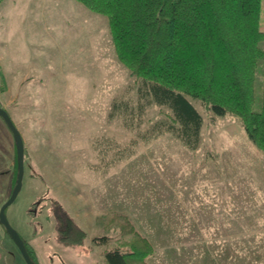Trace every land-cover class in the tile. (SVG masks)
<instances>
[{"label":"rangeland","instance_id":"1","mask_svg":"<svg viewBox=\"0 0 264 264\" xmlns=\"http://www.w3.org/2000/svg\"><path fill=\"white\" fill-rule=\"evenodd\" d=\"M258 68L254 109L262 106ZM131 83L107 15L78 0H0V103L26 152L23 186L6 214L35 251L34 260L107 264L105 251L135 236L127 217L154 245L149 264H233L223 254L224 236L237 231L228 204L240 201L228 191L241 180L250 218L258 223L244 243L249 249L258 237V264H264V197L254 189L264 193V152L241 120L215 116L193 99L204 116L196 150L170 133L145 141L137 129L109 118L113 99L129 97ZM164 111L148 108L142 131ZM16 153L14 134L0 115V210L18 177ZM61 211L86 231L82 244L60 240ZM103 235L111 237L108 243L94 242ZM246 258L234 264H253L256 256ZM0 264H27L1 221Z\"/></svg>","mask_w":264,"mask_h":264},{"label":"trees","instance_id":"2","mask_svg":"<svg viewBox=\"0 0 264 264\" xmlns=\"http://www.w3.org/2000/svg\"><path fill=\"white\" fill-rule=\"evenodd\" d=\"M78 1L108 16L118 58L130 69L129 97L113 99L109 118L119 119L131 131L137 129L138 137L145 141L170 133L196 150L202 140L204 116L193 99L200 100L215 116L238 117L249 138L264 152L262 0ZM260 64L262 106L254 109ZM152 106L165 111L142 131ZM16 159L18 168L17 153ZM124 218L135 236L126 246L107 249L106 263L149 264L153 243ZM58 221L64 244L83 243L87 233L70 215L61 211ZM110 238L103 235L93 240L106 244ZM24 240L37 264L35 251Z\"/></svg>","mask_w":264,"mask_h":264},{"label":"crops","instance_id":"3","mask_svg":"<svg viewBox=\"0 0 264 264\" xmlns=\"http://www.w3.org/2000/svg\"><path fill=\"white\" fill-rule=\"evenodd\" d=\"M264 172V171H263ZM264 177V175H263ZM232 184L229 187V197H232L233 194H236L238 196V200L240 201V205H231L228 204V212L230 213V221L229 224L230 226H232L231 224H233L235 226V229H237V231L235 232V235L231 236L230 234H226L224 236L225 239V256L226 257H231L232 258V262L233 264L236 262H244L246 255H253L256 256V259L254 260L253 264H258V257L259 255H261L263 253V251L259 248L258 245V237L255 236V241L256 242L255 245H252L251 247L248 248V246H246V244L244 243V241L248 242V233L250 232V230L252 229H256V226L258 227V223L254 222V219L250 218V211L248 210V206L247 203L249 202L247 200V186L245 184ZM255 189V194L258 198H263L264 197V193L260 192V188H257L256 191V186H254ZM234 198L236 196H233ZM237 210V212H236ZM234 211V212H233ZM258 213V211H256ZM223 213V211H222ZM252 225H254L255 227L252 228ZM258 236V235H257ZM12 238V237H11ZM27 240V239H26ZM236 240L235 242L237 243L236 245H233L232 243L230 244L229 242H232ZM232 246H235V250ZM247 249V250H246ZM220 254H222L220 252ZM235 259V260H233ZM247 260V258H246Z\"/></svg>","mask_w":264,"mask_h":264},{"label":"water","instance_id":"4","mask_svg":"<svg viewBox=\"0 0 264 264\" xmlns=\"http://www.w3.org/2000/svg\"><path fill=\"white\" fill-rule=\"evenodd\" d=\"M0 115L5 120L9 128L14 134L15 142H16V151H17V157H18V178L17 182L14 186V189L12 191V194L10 198L2 205L0 210V221L5 226V228L10 233L12 239L18 246L19 250L21 251L25 261L27 264H35L32 257L30 256L28 249L26 247V243L20 232L10 223L7 214L6 209L9 205H11L15 199L17 198L20 190L23 186V178L25 174V143L24 138L19 130V128L16 126L15 122L13 121L12 117L10 116L9 112L3 108L0 105Z\"/></svg>","mask_w":264,"mask_h":264}]
</instances>
